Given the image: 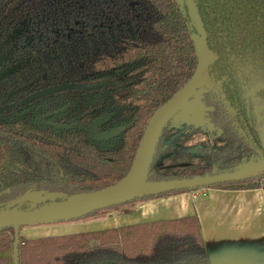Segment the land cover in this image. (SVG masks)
<instances>
[{
	"label": "trees",
	"instance_id": "obj_1",
	"mask_svg": "<svg viewBox=\"0 0 264 264\" xmlns=\"http://www.w3.org/2000/svg\"><path fill=\"white\" fill-rule=\"evenodd\" d=\"M191 1L215 57L203 103L224 142L214 153L221 164L204 159L181 172H159L168 122L149 182L230 173L243 161L264 159V90L252 96L248 87L249 73L264 79V0ZM194 34L186 0H0V44L7 40L0 51V208L27 193L70 197L122 180L151 116L194 75ZM63 85L79 89L21 104ZM103 118L99 131L117 133L95 139L88 128ZM211 189H260L264 196V172L204 190ZM186 192L192 191L144 193L110 209L129 215L133 208L122 206ZM14 241L12 228L0 231V264H15ZM16 263L210 264L196 216L33 240L18 236Z\"/></svg>",
	"mask_w": 264,
	"mask_h": 264
},
{
	"label": "water",
	"instance_id": "obj_2",
	"mask_svg": "<svg viewBox=\"0 0 264 264\" xmlns=\"http://www.w3.org/2000/svg\"><path fill=\"white\" fill-rule=\"evenodd\" d=\"M186 1L190 18L199 37L198 53L196 51L198 65L193 77L151 116L130 171L117 184L101 191L77 194L70 197L42 192L27 193L0 208V231L12 228L15 233L13 245L15 264H17V245L21 227L80 220L95 212L117 207L134 197H141L144 193L161 195L179 191H194L214 185L243 182L264 172V159H262L251 163L249 168H237L230 173L162 182L148 181V173L154 152L165 126L193 100L198 92H207V70L215 60V57L208 52L205 31L196 6L191 0ZM76 89H79V87L75 85L54 87L30 96L23 100L21 104L24 105L41 97ZM256 91L251 92V95L254 96ZM261 142L264 148V137L261 138ZM35 197H40L41 202H38ZM56 200L59 201L56 202ZM23 206H26V208H22Z\"/></svg>",
	"mask_w": 264,
	"mask_h": 264
},
{
	"label": "crops",
	"instance_id": "obj_3",
	"mask_svg": "<svg viewBox=\"0 0 264 264\" xmlns=\"http://www.w3.org/2000/svg\"><path fill=\"white\" fill-rule=\"evenodd\" d=\"M114 214L97 231L196 216L210 264H264V196L260 189L186 192L136 204L129 215ZM64 229L62 236L85 231L74 226ZM55 234L43 230L35 238Z\"/></svg>",
	"mask_w": 264,
	"mask_h": 264
},
{
	"label": "rangeland",
	"instance_id": "obj_4",
	"mask_svg": "<svg viewBox=\"0 0 264 264\" xmlns=\"http://www.w3.org/2000/svg\"><path fill=\"white\" fill-rule=\"evenodd\" d=\"M191 39L195 50L198 53V35H192ZM1 76L2 74L0 73V77ZM254 90L256 89H253L251 92ZM204 94V91L198 92L193 100L179 113H177L170 121L166 137L163 142V148L168 150V152L163 155L155 165L159 172H181L186 168L198 165L204 159H206V161L211 164H221L219 161H217L219 156L215 155L214 153L224 146V142L220 138L221 132L215 130L208 121L207 112L209 109L206 108L203 103ZM106 119L107 118H103L88 128L93 138L108 139L117 133L116 131L112 133H102L99 131L98 126L101 125ZM253 162H256V160L251 162L243 161L238 166V169L249 168ZM203 190L204 189H200L196 192H202ZM198 197H202V195H198ZM36 200L41 202L42 199L37 197ZM124 207L133 208L130 206L128 207L127 205H124L121 208ZM114 213L117 214L115 209H106L95 212L80 220L71 222L24 226L19 230V236L26 240H33L37 239L35 236L39 235V233L43 230H50L51 233H57L55 236H62L61 233L65 232L64 228H67V226H74L77 229L85 230L79 233H86L90 231L93 232L97 231L99 228H102L104 225H107L109 221H107L105 218H108Z\"/></svg>",
	"mask_w": 264,
	"mask_h": 264
},
{
	"label": "flooded vegetation",
	"instance_id": "obj_5",
	"mask_svg": "<svg viewBox=\"0 0 264 264\" xmlns=\"http://www.w3.org/2000/svg\"><path fill=\"white\" fill-rule=\"evenodd\" d=\"M12 38V35L8 38L10 39ZM7 40L3 41L1 44H0V51L1 49L5 46ZM1 72V71H0ZM9 73V72H8ZM6 73V74H8ZM220 74V72H219ZM221 78V74L219 76V79ZM249 82H248V87H249V90L252 91L253 89H256V90H264V79H262L259 75H256L255 73H249ZM258 84H256V83ZM42 92V91H41ZM36 94V93H35ZM34 95V94H33ZM32 96V95H31ZM30 97V96H29ZM28 97V98H29ZM46 97V96H45ZM27 99V98H26ZM39 99V98H38ZM37 100V99H36ZM34 101V100H33ZM32 102V101H31ZM30 103V102H29ZM28 104V103H27ZM3 110V107L0 109V112Z\"/></svg>",
	"mask_w": 264,
	"mask_h": 264
}]
</instances>
